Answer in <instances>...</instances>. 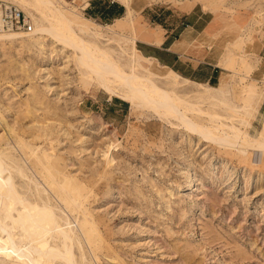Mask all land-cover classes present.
<instances>
[{
  "label": "rangeland",
  "instance_id": "obj_1",
  "mask_svg": "<svg viewBox=\"0 0 264 264\" xmlns=\"http://www.w3.org/2000/svg\"><path fill=\"white\" fill-rule=\"evenodd\" d=\"M46 1L95 26L85 20L92 0ZM105 1L123 5L125 16L108 25L94 20L101 38L80 37L126 73L135 68L138 78L200 110L184 115L217 141L97 89L80 53L48 36L0 39V165L21 199L51 209L71 231L76 264H264V153L218 142L235 140L231 128L264 140V0ZM15 3L0 0L18 7L33 29L28 12L48 25L40 12ZM127 4L133 22L123 21ZM196 4L250 23L228 33L229 77L217 87L185 81L138 52L131 64L141 12ZM210 87L226 90L227 106Z\"/></svg>",
  "mask_w": 264,
  "mask_h": 264
},
{
  "label": "bare ground",
  "instance_id": "obj_2",
  "mask_svg": "<svg viewBox=\"0 0 264 264\" xmlns=\"http://www.w3.org/2000/svg\"><path fill=\"white\" fill-rule=\"evenodd\" d=\"M36 1V4L33 5L24 0H15L20 6L34 8L40 12L49 26H45L43 21H39L32 13L28 12L34 22V29L32 28L31 33L17 32L20 30L6 31L3 28V5H1L0 39L14 40L48 36L59 45L80 53L81 66L89 71V78L97 89L104 90L111 96L127 99L133 107H136V103H138V106L143 110L152 111L166 118L179 119L190 131L198 132L202 136L206 135L203 128L187 120L184 115V112L187 111L201 112L200 110L194 109V106L188 105L173 94L157 88L149 79L138 78L135 68L126 73L106 51L86 42L78 34L80 32L94 38H101L102 33L97 27L102 28L103 26L87 17L85 20L95 26L79 23L75 18L67 17L60 10L52 9V5H48L46 0ZM129 6L127 4L128 13L124 22H133ZM136 53L137 50H134L130 57L131 64L136 63V58H138ZM148 72L150 75L156 76V73L150 68H148ZM206 91L210 96L212 93L219 96V102L222 105H228L226 90L223 87L219 89L210 87ZM230 130L235 140L229 142L219 140V143L233 147L247 155L264 153V140H259L235 128ZM207 131L209 135H206L205 138L217 141V137L212 131ZM6 166L0 165V260L9 259L11 264H76L71 231L68 228L65 230L59 225L58 218L51 209L43 210L21 199ZM16 230L18 235L14 234ZM58 241L60 244L57 243Z\"/></svg>",
  "mask_w": 264,
  "mask_h": 264
},
{
  "label": "crops",
  "instance_id": "obj_3",
  "mask_svg": "<svg viewBox=\"0 0 264 264\" xmlns=\"http://www.w3.org/2000/svg\"><path fill=\"white\" fill-rule=\"evenodd\" d=\"M147 10L139 16L136 50L158 71L211 87L219 86L230 76V70L224 67L226 45L231 37L228 35H238L250 23L241 18L226 21L199 4L186 11L177 7ZM86 11L91 20L106 25L120 21L126 14L123 5L105 0H92ZM259 111H264V99Z\"/></svg>",
  "mask_w": 264,
  "mask_h": 264
},
{
  "label": "built area",
  "instance_id": "obj_4",
  "mask_svg": "<svg viewBox=\"0 0 264 264\" xmlns=\"http://www.w3.org/2000/svg\"><path fill=\"white\" fill-rule=\"evenodd\" d=\"M3 28L6 31L31 32L32 26L26 15L15 5L2 6Z\"/></svg>",
  "mask_w": 264,
  "mask_h": 264
},
{
  "label": "trees",
  "instance_id": "obj_5",
  "mask_svg": "<svg viewBox=\"0 0 264 264\" xmlns=\"http://www.w3.org/2000/svg\"><path fill=\"white\" fill-rule=\"evenodd\" d=\"M124 104H126V103H124Z\"/></svg>",
  "mask_w": 264,
  "mask_h": 264
}]
</instances>
